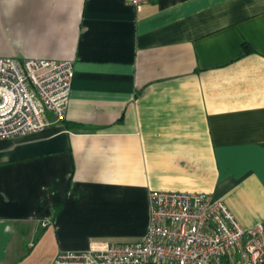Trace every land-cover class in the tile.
Segmentation results:
<instances>
[{
    "label": "crops",
    "instance_id": "obj_1",
    "mask_svg": "<svg viewBox=\"0 0 264 264\" xmlns=\"http://www.w3.org/2000/svg\"><path fill=\"white\" fill-rule=\"evenodd\" d=\"M0 57L75 71L62 121L0 138V264L139 243L152 190L264 226V0H0Z\"/></svg>",
    "mask_w": 264,
    "mask_h": 264
},
{
    "label": "built area",
    "instance_id": "obj_2",
    "mask_svg": "<svg viewBox=\"0 0 264 264\" xmlns=\"http://www.w3.org/2000/svg\"><path fill=\"white\" fill-rule=\"evenodd\" d=\"M148 0H128L136 11ZM72 60L0 57V138L46 126L44 111L64 119ZM149 224L136 244L94 241L62 251L52 264H263L264 226L243 228L227 205L204 192L152 190Z\"/></svg>",
    "mask_w": 264,
    "mask_h": 264
}]
</instances>
